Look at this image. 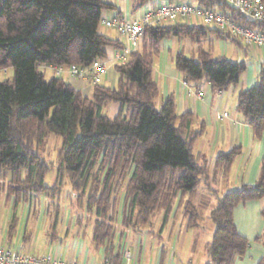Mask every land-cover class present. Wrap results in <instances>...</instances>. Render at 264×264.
<instances>
[{"label":"trees","instance_id":"trees-1","mask_svg":"<svg viewBox=\"0 0 264 264\" xmlns=\"http://www.w3.org/2000/svg\"><path fill=\"white\" fill-rule=\"evenodd\" d=\"M147 1L134 0L133 10ZM198 2L229 13L244 27L264 31V23L247 19L225 0ZM113 8L104 0H0V67L14 70L12 79L0 80V180L7 178L5 186L0 181V195L5 192L11 207L10 241L16 234L21 203L38 196L59 199L67 177L78 207L84 205L94 213V245L105 246L109 264H122L123 253L114 243L118 220L124 228L143 230L152 226L157 211H163V229L176 206L188 218V228L197 227L202 214L195 196L210 176L195 152L204 123L194 128L193 113H179L173 94L157 104L159 86L153 66L160 43L172 37L200 43L211 33L233 43L240 39L230 30L204 25H146L142 50L114 66L119 74L116 87L94 84L92 96L87 97L62 77L46 79L42 64L89 66L107 57V47H123L118 39L98 31L102 11ZM173 62L187 82L206 80L222 91L238 85L247 68L245 61L214 56L200 45L196 57L181 50ZM110 102L119 105L114 117L103 113ZM237 109L254 136L262 137L264 63L257 83L239 90ZM51 135L62 137L56 162L40 154ZM241 153V145L220 152L215 171L228 177ZM55 167V182L48 185L46 176ZM260 199L264 201V157L255 183H245L218 198L210 214L216 228L205 244L208 259L203 264H233L246 254L251 240L238 231L234 209ZM261 216L264 220V206ZM254 240L264 246V232ZM257 264H264V255Z\"/></svg>","mask_w":264,"mask_h":264},{"label":"crops","instance_id":"crops-1","mask_svg":"<svg viewBox=\"0 0 264 264\" xmlns=\"http://www.w3.org/2000/svg\"><path fill=\"white\" fill-rule=\"evenodd\" d=\"M104 1L111 3L115 8L104 9L101 19L116 15L127 19L137 18L146 8L155 9L167 2H189L196 8H207L201 6L198 0H149L144 6L134 11V0ZM179 23L204 25L217 29L214 24H207L203 17L198 14L191 15L188 20L181 19ZM98 31L112 39L123 40L115 28L106 27L102 23L99 24ZM199 45L205 49H210L214 56L223 55L233 61H245L247 68L241 75L240 83L222 91L214 90L206 80H202L200 83L187 82L183 74L176 69L173 59L181 50L196 54ZM142 47L143 43H141L140 51ZM106 49L108 69L102 75L99 83L102 84L101 81H104L103 85H106L105 83L112 81V79L113 81L117 79L116 85L111 86L116 87L119 74L114 69L115 64H117L114 55L117 48L107 47ZM217 49L219 51L216 55ZM262 63H264V47L247 46L241 39L239 42L233 43L217 37L214 33L209 34L200 43L193 42L190 38L178 37L167 38L160 43L159 54L155 57L153 66V77L159 86L157 104L159 105L164 97L173 94L179 113L187 111L193 113L194 128H198L202 123L205 125L203 135L195 144V152L199 155L200 160L207 165L210 176L208 180L201 182L199 188L202 183L212 182L234 189L245 183L253 184L258 179L264 157V134L259 138L254 136L251 127L244 121L242 114L237 109V100L240 89L249 88L257 83ZM46 66L53 71L54 76L64 78L77 90H80L83 95L92 96L93 84L88 79L72 76L67 67L58 75L56 74V66ZM112 69L117 74L116 79H114ZM189 88L194 93L189 94ZM198 90L204 91L202 97L197 95ZM117 108H119L118 104L116 107H111L110 110L115 112ZM219 114L226 116L219 119L217 117ZM235 145L242 146V153L236 158L229 176L224 177L220 172L215 171L217 155L220 152L231 150ZM214 175L216 176L213 179ZM199 188L195 196V203L201 206L202 213L209 204L198 200L201 198ZM35 202L36 198L30 203H22L21 223L18 224L16 234L10 241L8 240V221L11 216V207L4 205L5 208L0 209L1 244L20 251L53 253L63 259L74 260L78 264H109L105 246L96 247L92 241V235L91 238H88L87 232L83 230L84 225L91 224L92 219H88L90 216L84 218L81 211L79 213L73 211L72 214L70 211L67 213L64 209V214L68 215L64 217L60 225V208H57L55 216H50L47 219L44 216V210L36 211ZM211 203H216V200L214 199ZM263 206L264 201L260 199L240 203L235 207L234 219L237 229L242 235L249 238L251 243L246 254L237 258L233 264H257L263 257V244L254 240L258 233L264 232V220L261 216ZM34 213L36 214L32 217ZM34 218H37L36 223ZM42 220L45 223H42ZM55 222L56 230L53 232ZM187 222L188 218L176 206L166 226L163 229L161 226L159 232L152 231V226L143 230L124 228L118 220L114 243L116 248H120L123 253L122 264L205 263L208 259L205 244L212 237L215 228L210 225L209 229L202 227L199 230H193V228H188ZM51 232L54 234L52 237Z\"/></svg>","mask_w":264,"mask_h":264},{"label":"built area","instance_id":"built-area-1","mask_svg":"<svg viewBox=\"0 0 264 264\" xmlns=\"http://www.w3.org/2000/svg\"><path fill=\"white\" fill-rule=\"evenodd\" d=\"M232 9L247 19L264 23V0H225ZM198 14L207 24H214L219 30H230L247 46L264 47V31L259 28L244 27L233 21L229 13L212 8H196L189 2H167L155 9L146 8L139 17L131 19L120 15L101 19L106 27L115 28L123 38L122 48H117L114 59L117 63H124L128 56L141 48L144 27L146 25L168 26L178 23L181 19L188 20L191 15ZM67 67L70 74L80 79H88L97 84L108 69L107 59L94 61L89 66L72 64L69 66H56V74L60 75ZM6 70V69H5ZM1 71V67H0ZM189 94L194 93L188 89ZM197 95L202 97L203 90H198ZM225 114L217 117L222 119ZM0 264H77L67 261L52 253L27 252L5 246L0 243Z\"/></svg>","mask_w":264,"mask_h":264},{"label":"rangeland","instance_id":"rangeland-1","mask_svg":"<svg viewBox=\"0 0 264 264\" xmlns=\"http://www.w3.org/2000/svg\"><path fill=\"white\" fill-rule=\"evenodd\" d=\"M204 46L206 47V43L205 42H204ZM218 51H219L218 49H217V51H215L216 55H217ZM185 54L187 56H190V57H196L195 52H192V53L186 52ZM5 69L6 68H1V71H0V80L1 81L4 80V79H12L14 77L13 68H9V69H6V70ZM40 69L46 72L45 73L46 79H50V78L54 77L53 71L48 69L45 64H42L40 66ZM112 73H113L114 79H116L117 74H116L115 70L112 69ZM116 81H117V79L114 80V81L112 79V81L107 82L105 84L107 86H115L116 85ZM101 83L104 84V81H101ZM114 106L116 107V104L114 102L108 103L104 107L103 113L114 117L117 114V110H118V108H117L115 112L111 111L110 110L111 107H114ZM61 146H62V137L56 136V135H51L49 137L48 144L46 146L45 151L44 152H40V154L42 156H44L47 161L56 162L57 161V157H58V153L60 151ZM56 176H57V168L55 167V168H53V170H51L47 174L46 179H45L46 183L48 185H53L54 182H55ZM0 181H3L4 186H5L6 183H7V178L3 179V180H0ZM208 183H210V182H208ZM208 183L207 184H206V182L202 183V185L200 186L199 195L201 196V198H199L198 200L200 202H207V204H209V205L201 213L202 216H203V221L201 222L200 226L199 227L198 226L194 227L193 230H199L202 227H206L207 229H209L210 225H213L214 228H216V225L214 224V222L210 218V214H211L212 210L216 207L218 198L220 196H222L224 193H226L227 191L232 190V188H233V187H224L220 183H212V182L210 184H208ZM214 199L216 200V203H211ZM121 201H123V195L120 196L119 211H121ZM35 203L37 205V206H35V208L37 209L36 211H40L41 212V211L44 210L45 211L44 212V216L47 219H49L50 216L51 217L55 216L56 212H57V207H59L61 209L60 210V215H59V218H60V221H59L60 223L59 224L60 225L62 224V221H63L64 217L68 215V214L67 215L64 214V209H66L67 213L70 211V212H72V214L74 212L79 213L81 211L83 213L84 218H86L87 216H90V217H88V219L89 220L92 219L91 224L84 225L83 226V230L85 232H87L86 236L88 238H91V235H92V223H93V220H94V217H95L94 213H92L90 211H87L84 205L82 206L83 208L78 207V205L76 204V193L72 189L71 184H70V182H69L67 177H65L62 193H61L59 199L47 198L46 196H41V197L38 196L36 198V202ZM4 205H7L6 204V198H5V192L1 193V195H0V209H4L5 208ZM21 205H22V203H21ZM21 205L19 206L20 209L18 210L19 223H21V209H22ZM7 206H9V205H7ZM32 206H33V204L31 205V207ZM35 214L36 213L32 214V217H34ZM44 216H43V219H44ZM162 219H163V212L162 211H157L153 215L152 220H151L152 221V231H154V232H159L160 231L161 226H162V222H163ZM33 220H35V223L37 222V218H34ZM42 223H45V221L42 220ZM36 252H39V251H36ZM67 261H74V260H67Z\"/></svg>","mask_w":264,"mask_h":264}]
</instances>
